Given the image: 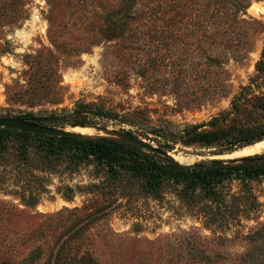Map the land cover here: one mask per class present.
I'll return each instance as SVG.
<instances>
[{"label": "rangeland", "instance_id": "obj_1", "mask_svg": "<svg viewBox=\"0 0 264 264\" xmlns=\"http://www.w3.org/2000/svg\"><path fill=\"white\" fill-rule=\"evenodd\" d=\"M23 1L21 21L0 20V118L60 115L86 103L118 117L97 118L91 125L106 130L88 127L94 132L86 136L129 133L184 166L240 159L225 156L244 147L218 149L264 95L256 71L264 0H252L239 17L234 32L243 45L207 46L219 62L209 72L200 47L181 57L156 40L142 45L146 28L110 24L97 0L88 12L76 0ZM252 4L263 12H250ZM157 53L159 64L151 61ZM239 97L245 110L234 120ZM1 139L0 264H264V175L224 180L211 198L195 191L188 200L173 183L154 196L113 180L93 161L42 163L31 142L22 160L21 141Z\"/></svg>", "mask_w": 264, "mask_h": 264}, {"label": "trees", "instance_id": "obj_2", "mask_svg": "<svg viewBox=\"0 0 264 264\" xmlns=\"http://www.w3.org/2000/svg\"><path fill=\"white\" fill-rule=\"evenodd\" d=\"M97 1L98 8L106 17L110 12V24H115L113 21L120 19V25L133 23L132 25H142L146 28V34L140 32L138 36L142 45L156 40L164 47H175L173 51L167 50L173 56L179 52L181 57L187 53L192 55L196 49L194 47H200L196 53L204 56L205 72H209L210 68L219 62L216 63L214 57L207 54V48L222 45L231 49L230 46L243 45L242 35H237L234 30L238 27V22H243L239 17L245 14V9L252 0H113L107 5ZM23 4V0H0V20H6L7 25L17 24L22 19L18 12ZM91 5L90 0H76V6L85 7L87 12V7ZM92 7L93 5L90 8ZM203 43L207 44L206 47ZM5 50H0V53ZM163 60L164 56L159 53L151 59L158 64ZM256 71L264 77V51L256 64ZM255 109L257 111L247 113V120L243 124L237 125L231 133L222 138L219 153L237 151L264 140V95L257 99ZM241 110H245V103L243 98L239 97L234 99L231 105L230 111L234 120L238 118V112ZM97 118L107 121L112 118L116 120L118 117L102 109L93 108V105L78 103L73 110L65 114L21 119L49 127L88 128L93 127L88 124H98ZM7 135H13L21 141L18 149L22 160L26 161L29 149L27 143L31 142L36 146V155L42 163L56 166L63 161H68L69 164L93 161L103 166L113 180L138 183L142 192L154 196L159 194L163 185L173 183L182 186L180 191L188 200H192L195 191L211 198L213 190L224 180H253L264 175V152L217 168L194 167L180 165L169 157L146 151L136 144L116 137H57L0 127V146L1 138ZM158 150L164 151L160 148Z\"/></svg>", "mask_w": 264, "mask_h": 264}, {"label": "water", "instance_id": "obj_3", "mask_svg": "<svg viewBox=\"0 0 264 264\" xmlns=\"http://www.w3.org/2000/svg\"><path fill=\"white\" fill-rule=\"evenodd\" d=\"M89 126H96V125H91L88 124ZM77 126V125H76ZM85 126V125H82ZM0 127L1 128H6V129H12V130H17L20 132H25V133H31V134H36V135H51V136H57V137H79V136H84L81 135L77 132H73L70 130H66L65 127H49V126H43L39 125L36 123H32L20 118H0ZM75 127V126H70ZM100 128L101 130L105 131L106 127L104 126H96ZM116 138H121L124 139L130 143L136 144L146 151L153 152V153H158L161 156L164 157H169L172 159L169 153L165 151L158 150L156 147L151 146L150 144L146 143L145 141L141 140L135 135L129 134V133H124V132H114ZM84 137H89V136H84ZM100 137V136H96ZM94 138V137H91ZM245 157H242L240 159H243ZM228 163L223 160H212L210 161V164L208 165H203V164H193L191 166L194 167H210V168H217L221 167L223 165H227Z\"/></svg>", "mask_w": 264, "mask_h": 264}, {"label": "bare ground", "instance_id": "obj_4", "mask_svg": "<svg viewBox=\"0 0 264 264\" xmlns=\"http://www.w3.org/2000/svg\"><path fill=\"white\" fill-rule=\"evenodd\" d=\"M250 12H252L253 14H258L263 12V8H260L257 4H252L249 9ZM66 130H70L73 132H77L81 135H89L90 133L94 132V129H87V128H70V129H66ZM101 132H103V130H99ZM261 151H264V140L250 146L247 147L243 150L234 152L232 154L226 155V159H233V158H241V157H245L247 155H252V154H256L259 153ZM176 159L178 160L179 163H187L188 160L183 158V157H176Z\"/></svg>", "mask_w": 264, "mask_h": 264}]
</instances>
